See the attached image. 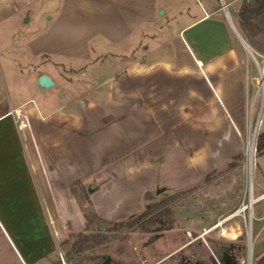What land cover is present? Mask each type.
Returning a JSON list of instances; mask_svg holds the SVG:
<instances>
[{
	"label": "crops",
	"instance_id": "obj_1",
	"mask_svg": "<svg viewBox=\"0 0 264 264\" xmlns=\"http://www.w3.org/2000/svg\"><path fill=\"white\" fill-rule=\"evenodd\" d=\"M244 1L0 0L11 88L0 96V264H37L68 226L86 231L79 181L109 220L143 211L148 190L195 187L180 202L212 229L228 203H245L238 157L264 73L252 63L264 57V12L240 21ZM42 74L56 85L40 86ZM252 189L254 264H264V152Z\"/></svg>",
	"mask_w": 264,
	"mask_h": 264
},
{
	"label": "rangeland",
	"instance_id": "obj_2",
	"mask_svg": "<svg viewBox=\"0 0 264 264\" xmlns=\"http://www.w3.org/2000/svg\"><path fill=\"white\" fill-rule=\"evenodd\" d=\"M229 10L233 19H236V5H230ZM255 21L258 23L259 19L256 18ZM262 21L263 24L259 22V25H264L263 18ZM258 38L261 39V44L264 47V35L260 34ZM252 63L256 68L260 69V67L264 65V57L255 54V58H252ZM1 73L2 72L0 69V96L6 95L7 93L9 94L11 90L10 85H8V81L3 79ZM259 82L260 89L252 111V127H254L257 123L259 116H261L264 120V87L262 85L264 83V73L262 72ZM252 87L253 86L251 83V90ZM249 114L250 112L248 113L247 118H249ZM25 123L28 124V121ZM247 123L243 156L245 185L242 193L245 203H228V215L222 219V225L212 229L211 227H208V221L206 223L199 221L198 224H193L191 222V218H189V216H191V203H181V198L172 204V215L174 217V222L173 226L169 229L155 230L156 227L160 226V224L153 223L146 226V228L149 230L140 229L129 231L126 229H121L117 231L106 232L111 223L99 222L97 220L94 222V231L102 233L106 232V234H103L104 236L101 237L99 241L89 244L88 247L82 250L80 253H75L72 247L76 237L71 235L72 232H70L71 229L70 226H68L67 228L69 233L66 240L59 242V248L55 251V253H53L47 259L38 262L37 264H222L219 258V250H221V246H225L226 249H229L239 264H254L256 257V249L254 247L256 237L254 234L252 235L253 243L251 263L249 262L248 232L250 225V213L252 214V209L250 210L248 207L250 181L248 165V152L250 143L248 141H251V139L254 141V134L257 131V126L256 131L254 129L253 134H251L252 137L251 135L248 137L249 120ZM261 131L262 130H259V133ZM257 155V143L255 144L254 141L252 173L254 171V163ZM75 184L76 185L73 194L79 201V204L83 206L84 211L87 212V209L90 207L93 208L92 203H90L91 200L88 195L89 193L86 189H84V186V188L82 187V182L79 181ZM153 193L155 195L153 200L144 198L145 203L162 198L160 193ZM179 202L182 205L179 204ZM175 206L177 208L179 207L177 210V216L179 214L181 217L180 219L177 218L176 213L174 212ZM132 216L133 215L127 217L126 219ZM205 226L208 227V230H210V228L211 230L208 231L207 234L203 235ZM88 233H90V231Z\"/></svg>",
	"mask_w": 264,
	"mask_h": 264
},
{
	"label": "trees",
	"instance_id": "obj_3",
	"mask_svg": "<svg viewBox=\"0 0 264 264\" xmlns=\"http://www.w3.org/2000/svg\"><path fill=\"white\" fill-rule=\"evenodd\" d=\"M264 12V0H245L241 8L239 10V20L244 23H253V21L258 18L260 14ZM264 152V130L261 131L258 135L257 139V153L260 154ZM244 154L239 156L238 158H243ZM235 162H231V166H234ZM211 178V175L207 177V180ZM195 187H190L183 190H164L160 194L162 196L161 199L155 201H148L145 204V209L139 213L135 214L132 217L126 220H118L113 221L107 218L100 216L97 211L90 207L85 212V216L87 219V227L86 231L74 233L71 235L76 237V240L73 244V249L75 253H80L82 250L86 249L89 244L92 242H97L103 237V234L110 231H117L121 229H126L129 231L134 230H149L146 228L149 224L159 223L160 226L156 227L155 230H164L169 229L173 226L174 217L172 215V204L177 200L183 198L187 193H189ZM155 197L152 191H145L144 198L148 200H153ZM91 203V202H90ZM109 222L111 223L110 227L106 230V232H95L94 231V222ZM90 231V233H88ZM219 250V258L222 264H239V262L235 259L234 255L231 254L229 249H226L225 246H221Z\"/></svg>",
	"mask_w": 264,
	"mask_h": 264
},
{
	"label": "bare ground",
	"instance_id": "obj_4",
	"mask_svg": "<svg viewBox=\"0 0 264 264\" xmlns=\"http://www.w3.org/2000/svg\"><path fill=\"white\" fill-rule=\"evenodd\" d=\"M263 87H264V83L262 84ZM263 96H264V89H263ZM249 132H248V137L249 135L253 134L254 132V129L256 131V126H257V123L255 124L254 127H252V112H250L249 114ZM258 122V120H257ZM260 122V121H259ZM259 130H260V127L257 129V131L255 132L254 134V141H255V144H256V137L259 133ZM256 135V137H255ZM252 137V135H251ZM250 137V139H251ZM249 139V140H250ZM254 141L251 139V141H248L250 144H249V152H248V156H249V173H250V181H249V201H248V207L250 208V210L252 209V201H253V194H252V160H253V146H254ZM256 150V148H255ZM251 218H252V214L250 213V225H249V232H248V235H249V258H250V263H251V256H252V243H253V240H252V232H251Z\"/></svg>",
	"mask_w": 264,
	"mask_h": 264
},
{
	"label": "water",
	"instance_id": "obj_5",
	"mask_svg": "<svg viewBox=\"0 0 264 264\" xmlns=\"http://www.w3.org/2000/svg\"><path fill=\"white\" fill-rule=\"evenodd\" d=\"M39 85L42 86V87H46V88H49L51 86H55L56 83L53 81V79L47 75V74H42L39 78ZM264 103V101H263ZM257 139V137H256ZM256 143H257V140H256ZM90 192H92L94 189L93 188H89L88 189ZM163 189H157L156 193H161Z\"/></svg>",
	"mask_w": 264,
	"mask_h": 264
},
{
	"label": "built area",
	"instance_id": "obj_6",
	"mask_svg": "<svg viewBox=\"0 0 264 264\" xmlns=\"http://www.w3.org/2000/svg\"><path fill=\"white\" fill-rule=\"evenodd\" d=\"M227 3L223 2V7L227 10ZM22 115L25 122H27V116L25 114L18 113V116ZM23 122V120L20 122V124L25 125L26 123ZM249 132V129H248ZM258 136V135H257ZM261 196L264 198V192L261 194Z\"/></svg>",
	"mask_w": 264,
	"mask_h": 264
}]
</instances>
